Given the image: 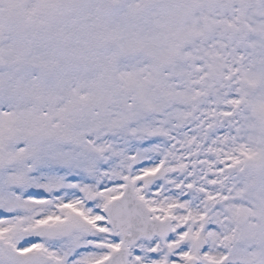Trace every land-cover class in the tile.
Here are the masks:
<instances>
[{
	"label": "snow or ice",
	"instance_id": "obj_1",
	"mask_svg": "<svg viewBox=\"0 0 264 264\" xmlns=\"http://www.w3.org/2000/svg\"><path fill=\"white\" fill-rule=\"evenodd\" d=\"M0 264H264V0H0Z\"/></svg>",
	"mask_w": 264,
	"mask_h": 264
}]
</instances>
